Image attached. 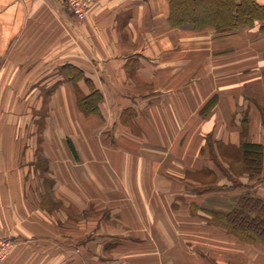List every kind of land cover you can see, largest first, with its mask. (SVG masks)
I'll use <instances>...</instances> for the list:
<instances>
[{
	"label": "crops",
	"instance_id": "1",
	"mask_svg": "<svg viewBox=\"0 0 264 264\" xmlns=\"http://www.w3.org/2000/svg\"><path fill=\"white\" fill-rule=\"evenodd\" d=\"M245 192L264 199V20L221 35L173 25L169 0H95L83 23L0 0L6 264H264L206 214Z\"/></svg>",
	"mask_w": 264,
	"mask_h": 264
},
{
	"label": "trees",
	"instance_id": "2",
	"mask_svg": "<svg viewBox=\"0 0 264 264\" xmlns=\"http://www.w3.org/2000/svg\"><path fill=\"white\" fill-rule=\"evenodd\" d=\"M171 4V23L176 26L193 24L196 26H213L218 34H228L243 26H251L264 20V6L255 0H224L227 2L226 15H214L205 12L202 17H191L180 10L179 0H169ZM245 172L251 178H257L262 172L263 146L243 142ZM214 226L224 229L241 242L264 246V199L245 192L239 195L232 207L226 211L208 210Z\"/></svg>",
	"mask_w": 264,
	"mask_h": 264
},
{
	"label": "built area",
	"instance_id": "3",
	"mask_svg": "<svg viewBox=\"0 0 264 264\" xmlns=\"http://www.w3.org/2000/svg\"><path fill=\"white\" fill-rule=\"evenodd\" d=\"M66 7L75 20L83 23L87 20L88 10L95 0H54ZM12 239H0V264H6L14 246Z\"/></svg>",
	"mask_w": 264,
	"mask_h": 264
},
{
	"label": "rangeland",
	"instance_id": "4",
	"mask_svg": "<svg viewBox=\"0 0 264 264\" xmlns=\"http://www.w3.org/2000/svg\"><path fill=\"white\" fill-rule=\"evenodd\" d=\"M179 1H180L181 12L191 17H196V16L202 17L205 15L204 13L207 12L210 18H212L214 15H218V14L226 15L228 12V8L225 9L227 2H225L224 0H179ZM238 167L239 166L235 168L236 170L239 171L240 169H238ZM236 179H234L235 184L238 183L237 181H235ZM205 180L206 179H204L203 181Z\"/></svg>",
	"mask_w": 264,
	"mask_h": 264
}]
</instances>
